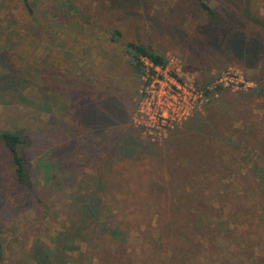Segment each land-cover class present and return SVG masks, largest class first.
<instances>
[{
  "label": "rangeland",
  "instance_id": "374dc122",
  "mask_svg": "<svg viewBox=\"0 0 264 264\" xmlns=\"http://www.w3.org/2000/svg\"><path fill=\"white\" fill-rule=\"evenodd\" d=\"M204 1L222 15L220 24L210 27L196 0H29L30 15L19 0H0V49L13 54L15 65L29 74L24 94L31 101L0 104V128H22L32 138L38 129L53 128L47 113L37 110L36 77L53 80L43 92L64 123L71 121L62 74L92 84L112 81L128 95L127 126L133 137L148 146V153L163 156L168 167L179 170L178 177L186 173L189 182L187 187L177 185V191L167 196L158 189L153 198L160 204L152 213V231L139 238L129 229L125 250L132 248L152 258V264H166L165 256L185 246L193 253L190 264H264V90L262 95L248 94L264 83V29L258 34L255 26L244 22L240 0ZM250 10L264 19V0H251ZM114 30L119 33L117 40ZM237 32L244 38L242 44L233 41ZM258 40L260 48L254 49ZM126 41L146 45L168 59L159 76L172 74L205 92L199 110L158 138L134 119L146 78L144 72L135 75L127 65ZM148 69L144 71L150 75ZM225 72L228 77L217 85L225 88L223 93L212 83ZM83 152L76 154L78 160ZM32 181L40 191L51 185L38 172ZM26 200L30 193L14 182L8 154L0 145V202L10 205L15 217L3 224L0 264L26 263L34 241L53 246L50 236L60 228V210L66 209V202L53 196L47 199L46 204L59 215L52 219L53 212L43 206L30 207L23 203ZM133 204L138 203L126 202L127 207ZM187 222L189 229L181 230ZM145 228L141 225V230ZM76 244L79 249L60 264H98L97 258H89L86 243Z\"/></svg>",
  "mask_w": 264,
  "mask_h": 264
},
{
  "label": "trees",
  "instance_id": "16d2710c",
  "mask_svg": "<svg viewBox=\"0 0 264 264\" xmlns=\"http://www.w3.org/2000/svg\"><path fill=\"white\" fill-rule=\"evenodd\" d=\"M19 1L28 15L32 14L29 0ZM250 1L240 0V15L244 22L255 26L253 29L259 34L264 29V19L258 13L251 12ZM196 2L206 14L210 27L223 21L222 15L204 0ZM231 23L230 20L227 22L229 25ZM210 34L214 36L217 33ZM211 35H208L206 41L211 40ZM118 36V31L114 30L113 39L117 40ZM233 41L242 44L244 38L237 32ZM255 45L254 49H259L260 41L258 40V43L256 41ZM123 49L126 63L135 75L144 72V59L150 62L151 66L163 67L166 64L164 55L152 51L141 43L126 41L123 43ZM13 59V54L0 49L2 106L31 103L24 94V90L30 85L29 74L15 65ZM44 78L42 75L35 80L38 82L34 87L38 89L40 96L37 110L47 113L49 127L53 128L38 129L35 138L22 128H0V145L8 154L10 175L14 182L30 193V200L23 203L33 208L43 206L48 213H54L52 219H58L59 215L57 212L56 216L51 206L46 204L49 197L53 196L55 201L63 199L67 206L66 209L60 210L63 216V219L59 220L60 228L54 230L50 236L53 246L48 247L34 241L28 254L29 262L17 264L66 262L67 258L64 260V257L79 249L76 241L89 246L91 255L89 258H97L98 264H152V258L141 256L132 248L130 252L125 250L126 233L132 229L140 238L152 231L150 229L152 213L158 211L157 206L160 204L154 200V195L157 197L158 189H162L163 194L167 196V193L177 191V185L180 188L187 187L189 185L188 179L185 178L187 174H181L182 178L178 177L179 170L168 167L163 156L157 158L154 153H148V146L141 145L133 137L131 127L129 124L127 126L130 113L128 95L112 81L92 84L88 80L62 74V80L68 87L66 92L71 121L64 123L51 108L49 96L43 92V88H46L48 83H53V80ZM253 80L256 84L259 82ZM215 90L225 93V88L220 86ZM263 90L264 83L257 84L248 94L262 95ZM77 134H80V138ZM82 150L83 158L78 160L76 154ZM95 165L98 167L95 168ZM85 168L90 170L88 174L83 172ZM37 172L41 173L43 182L51 183L47 191L36 190L32 179ZM158 184L161 188H157ZM129 199L136 200L138 204L127 207L126 202ZM0 204L1 261L3 224L15 217L10 214V205H4L2 202ZM4 212L6 214H3ZM156 220L157 227L160 228L158 218ZM167 223L169 224V219ZM141 225L146 228L141 230ZM182 225L184 228L181 230L185 231L189 229L190 222ZM186 248L187 246L173 255L165 256L166 264H190L193 253L185 250ZM79 255L85 257L83 253Z\"/></svg>",
  "mask_w": 264,
  "mask_h": 264
},
{
  "label": "built area",
  "instance_id": "2783aa9c",
  "mask_svg": "<svg viewBox=\"0 0 264 264\" xmlns=\"http://www.w3.org/2000/svg\"><path fill=\"white\" fill-rule=\"evenodd\" d=\"M143 62L151 74L148 75L145 71L143 73L146 79L139 89L141 98L134 119L143 129L153 131L158 138L199 110L206 100L205 92L190 82L180 81L172 74L162 72L159 76L158 71L165 70L168 65L167 58L163 67L151 66L146 59ZM228 75V72L222 73L220 78L212 83L213 88Z\"/></svg>",
  "mask_w": 264,
  "mask_h": 264
}]
</instances>
